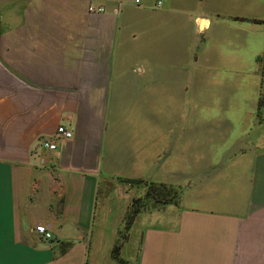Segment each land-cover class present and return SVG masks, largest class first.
<instances>
[{"label":"crops","instance_id":"0c3cea01","mask_svg":"<svg viewBox=\"0 0 264 264\" xmlns=\"http://www.w3.org/2000/svg\"><path fill=\"white\" fill-rule=\"evenodd\" d=\"M263 51L264 0H0V264H264Z\"/></svg>","mask_w":264,"mask_h":264},{"label":"trees","instance_id":"16d2710c","mask_svg":"<svg viewBox=\"0 0 264 264\" xmlns=\"http://www.w3.org/2000/svg\"><path fill=\"white\" fill-rule=\"evenodd\" d=\"M257 62L261 64V93L259 94V99L257 103V114L263 110L264 107V51L263 54L257 58ZM181 195V190L178 188H174L171 186H167L164 184H156V183H147V189L144 195V201L146 199H152L153 203L155 204H176L178 203ZM141 202L140 199H135L131 202L129 209L125 216V224H124V232H119V240L123 239V233H125L129 226L131 225L135 215L140 211L139 203ZM144 206V205H143ZM121 246V242H117L112 250V255L115 259L118 258V251Z\"/></svg>","mask_w":264,"mask_h":264},{"label":"built area","instance_id":"2783aa9c","mask_svg":"<svg viewBox=\"0 0 264 264\" xmlns=\"http://www.w3.org/2000/svg\"><path fill=\"white\" fill-rule=\"evenodd\" d=\"M165 0H155V6L157 8H160ZM135 4L139 3V0H134ZM97 11L101 12L103 11L102 8H97ZM72 136L71 131L68 129L64 128L63 126H59L56 131V136L54 138H49V139H44L41 141V146L45 150L52 152L56 149V140L57 138H62V139H70ZM56 139V140H55ZM35 232L41 236V238L47 240L51 237L50 233L47 231L46 227L44 225H38L35 227Z\"/></svg>","mask_w":264,"mask_h":264},{"label":"rangeland","instance_id":"374dc122","mask_svg":"<svg viewBox=\"0 0 264 264\" xmlns=\"http://www.w3.org/2000/svg\"><path fill=\"white\" fill-rule=\"evenodd\" d=\"M259 115V122H260V131H256V132H260L259 134H255V133H252L251 134V137L252 136H257V140L256 142L253 144L254 148L256 150H259V149H263L264 148V111H260V113L258 114ZM144 198V196H143ZM143 198H139L141 200V202L139 203V206L140 208L143 207V205H158V204H155L153 203L152 199H146V201H144ZM150 208V207H148Z\"/></svg>","mask_w":264,"mask_h":264}]
</instances>
